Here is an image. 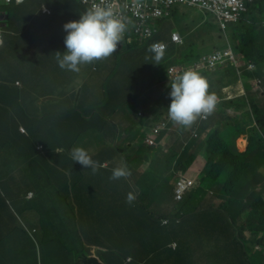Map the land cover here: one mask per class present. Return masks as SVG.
<instances>
[{"label":"trees","instance_id":"obj_1","mask_svg":"<svg viewBox=\"0 0 264 264\" xmlns=\"http://www.w3.org/2000/svg\"><path fill=\"white\" fill-rule=\"evenodd\" d=\"M27 2L31 7L41 9L43 3L55 8L59 2L69 6V4L73 5L75 0H27ZM182 10L183 8L176 6L170 20L163 24L162 32L142 50L133 49L121 55L119 65L117 63L116 66L110 57L97 61L98 68L104 71L95 75L104 84L100 96H103L105 103L101 101L100 107L95 104L98 108L93 105L91 109H86L85 103L81 101L82 91H77L75 104L66 107L60 113L66 116V120L61 123V129L68 135L71 129L74 145L59 144L55 149L49 148L45 143L47 142V122L52 121L50 118L57 116L58 113L52 110L39 111L38 97L31 98L35 103L33 107L25 101L26 91H36L35 88L27 85L28 77H45L46 80L55 78L53 72L57 73L55 69L60 68L55 53H63L67 50L64 43L65 36L63 40L59 33L50 36L46 51L33 47L35 39L28 41V47H21V54L25 61L21 66L23 76L19 77L20 65L17 64L13 66L18 69L15 70L14 77L1 80L0 86L16 92L14 82L17 78L21 79L23 83L20 89L23 94L21 107L24 118L28 121L26 127L29 135L19 131V122L12 114L8 116L6 113L0 119V160L2 161L0 203H6L7 200L13 203L31 201L25 199V196L33 190L34 199L37 201L43 197L66 199L67 209L76 213L78 206L86 208L80 199L83 194H88L87 190L95 199L100 196H109L110 201L116 204L117 200L126 198L129 192L138 194L137 191L141 190L143 195L147 194L133 175L131 164L128 165L131 175L127 179L112 181L109 177L113 168L101 167L95 174L93 172L89 174L86 171L89 168L74 162L70 152L73 147H76L77 140L83 141L88 136H95L96 140L101 142L114 139V134L117 135L114 131H118V125L110 116L124 105L135 108L139 105L145 107L152 101L154 68L161 67L165 70L171 64L187 65L201 57L200 54L195 53V44H192L190 40H187L185 45L170 44L159 65L154 64V54L148 51L149 46L155 41L169 42L172 29L186 16ZM249 16L250 23L230 28V43L236 53L242 54V60L258 64L262 68L264 67V0H255ZM47 23H51L48 16L43 27H46ZM180 28L183 29V27ZM204 29L215 30L216 26L207 22ZM143 65L144 69L149 67L152 69V76L133 82V79L140 78L138 70ZM89 66L85 65L91 69ZM94 66L93 62L92 69ZM43 71H47L48 75ZM80 71L86 73L87 70L81 67ZM126 72H129L128 75ZM228 73L233 79L228 78L223 85L237 79L235 70L229 68ZM218 75L216 79L208 77L210 92L212 85L225 81L222 79L221 71ZM255 75L263 78L264 83V74ZM149 80L152 81L150 89L147 87ZM169 85L163 86L165 97H170ZM245 87L247 91L245 95L225 101L233 108L243 110L239 120L233 122L231 118L224 117L220 112L218 115H213L210 122L199 128L202 131V137L200 142H194V150L204 154L208 161L207 177L204 183L188 194L179 204L180 208L174 215L163 217L153 214L151 218H140L142 228L149 232L152 240L157 244V251H160L157 256L153 253L151 256V253H143L139 250V244L147 243L149 238L147 235L142 237L137 228L130 227L127 223L123 226L117 220L122 218H106L110 227L107 230L99 229L101 232L96 233L90 216L84 217L83 228L80 227L72 238L70 231L64 228L66 225L64 210L57 213L56 207L50 206L48 210L55 214L52 219L56 233L67 236L59 237L54 240V243L50 241L43 247L41 253L43 262L45 264H75L80 252L89 251L88 247L92 245L102 246L107 250V264H247L250 257H256L259 264H264V103L259 104L249 92V84ZM42 88L45 90V87ZM170 103L171 99L170 102L165 103L166 110ZM106 111L107 116L104 115ZM21 118L23 120L22 116ZM75 125L78 126L77 131L74 130ZM243 134L248 137V146L245 152L240 153L236 149L235 140ZM205 135H209V138H204ZM105 143L100 151L90 156L102 165L106 162L113 165L114 157L118 154L117 150L111 146L105 147ZM40 145H43V148H40ZM191 145L188 146V150ZM187 157L184 155L179 160L178 169L182 164L181 171H186L193 162L190 157L185 162L184 159ZM168 184L169 180L157 177L152 181V188H160ZM17 189L22 191L19 194L20 199L15 194ZM210 191H215L214 198H218L219 204L213 203L209 197ZM160 192L164 193L163 187L160 188ZM123 206L118 205L120 208ZM164 218L169 219L167 226L162 224ZM0 220L4 221L1 216ZM243 233H247L251 239L246 238ZM256 235H260L257 240L252 237ZM26 236L34 247L29 234L26 233ZM7 241L5 235L0 233V264H37L35 250L24 259H15L18 253L24 255L26 247L24 242L27 239H24L23 243L12 242L9 246H5ZM175 241L179 246L177 251H173L170 247V244ZM76 243L86 244L87 249L78 248ZM256 246L258 249H255ZM110 249H114V252L108 253ZM74 251L78 252L76 258ZM130 255L134 257V261L127 263L126 258Z\"/></svg>","mask_w":264,"mask_h":264},{"label":"clouds","instance_id":"obj_2","mask_svg":"<svg viewBox=\"0 0 264 264\" xmlns=\"http://www.w3.org/2000/svg\"><path fill=\"white\" fill-rule=\"evenodd\" d=\"M0 2L3 4L2 8L0 9L1 50L4 44L3 34L7 29V21L9 19L8 11L5 8L10 5H23L27 2V0H11L10 2H7L6 0H0ZM254 3L255 0H173L172 2L169 0H75L73 5L69 4V7L74 10L76 15L79 17V20L70 21L64 24V30L67 33V35L64 34V43L67 50L63 53L56 52V60L58 66L61 69L64 71H70L71 73H78V78L81 79H84L86 76H88L80 71L81 67L83 70H85L87 68H84L85 65L91 64V66H89L91 69L87 68L86 73H90L92 71L94 78L86 82L83 87L85 85L94 87L102 83L99 79L95 78L97 76L95 75L96 73H104V71L98 68L97 61L110 57L117 66V63L119 65L121 55L131 52L133 49L142 50L143 48L147 47V44L153 41V39L162 32L163 24L170 20L173 10L176 6H180L181 9L183 8L182 11L186 14L182 20L190 17V13L187 10H192V8L196 9L197 11H193L191 14L194 15V12H198V17L196 19H207L205 23L211 22L214 24L216 29L211 30V32L212 34L218 33V36H214V39H218L219 41L224 40V44L226 45L223 48L213 50L212 52L206 54L197 52V44L194 47L195 53L200 54L201 57L190 64H171L168 65L165 70L161 69V67L154 68L153 72L155 82L152 93L157 91L159 95H162L163 92H165L163 86L170 84V97H167L166 101L170 102L171 99L170 106L167 108L168 110H166L164 107L165 104L160 107L155 106L151 109L153 104L152 101L148 103V112L144 114L141 112L142 108L137 107L138 117L141 119H147L143 129V143L146 144L150 149L156 150L157 148L162 147L164 139L167 136L181 131L183 139L178 141V144L181 145V150L174 156L167 155V159H165L166 163L171 161L173 164H175L174 173L171 176V178L174 180L177 178L175 184L170 186V179H164L169 180V184L167 186H161L164 188V193L160 192L161 187L151 188L150 191L155 195L156 198H160L163 197L165 193L170 192L171 189V191H173V199L176 202L175 206H177L178 209L180 208L179 204L188 196V194L192 190L196 189L199 184L200 187L207 177L206 174H203L204 171H198L195 176H193L194 174H192L190 171L192 163L197 161L199 158H202V160L205 158V160H203L204 166L202 170L207 169L208 161L204 154L199 153L198 150H194V142H200L202 137V131H200L199 128L202 125L210 122L212 116L218 115L220 112L223 116L231 118L233 122L239 120V118L242 116L243 110H237L233 108V106L227 104L225 101L245 95L247 92L245 87L246 84H249V92L252 93L255 99L257 93L261 92L264 88L263 78L255 75L258 73L264 74V67L262 66L261 68V66L258 64L242 60V54L239 52L238 54L233 50V46L230 43L231 41L229 37V30L231 27L243 23H250L249 15ZM60 4L61 2L58 3V5ZM214 4H216V9L213 7ZM82 9L85 11L82 12ZM41 12L46 15L51 14L50 9L45 5L41 6ZM209 18H212L213 20H210ZM180 23H177L175 28L172 29L169 42L155 41L149 46L148 51L154 54V64L159 65V62L163 58L164 53L167 52L170 44L174 43L177 45H185L187 40H190L186 38L187 35L184 26L183 29L180 28L182 27L180 26ZM139 28L150 29L152 35L149 37L143 36L141 32H138ZM176 35H179L180 40H176ZM159 45L165 46V49H162ZM143 53L145 55L147 54L145 52ZM214 55L221 56L222 61L211 66L208 60ZM93 62L95 66L92 69ZM164 64L167 63L164 62ZM140 67L141 68L138 70V73H140V78L133 79V82L152 76V69L150 67L146 68L148 70L151 69L149 77H147V73H145L146 69H144V65ZM229 68L237 72V79L240 78L242 80L244 92L240 95L228 98H226L225 95L218 93L215 94L212 91L210 92V86L208 83V80L210 79L208 77H212V75L216 74L218 75L220 71L224 73L225 71H228ZM128 73L129 72H126V75H128ZM157 75L161 77L159 80L156 77ZM237 79H235V81ZM227 80L225 79V82ZM252 80H254V83H252ZM225 82H222V84L221 82H217L216 84H221L224 87L231 83L230 82L223 85ZM20 83V81L16 80L14 85L16 84L19 86ZM103 85L104 84L102 83L99 92L102 91ZM215 85H212L211 88ZM147 87L148 89L152 87V81L149 80ZM87 89L88 88H84L82 92L87 93ZM138 90H140V88H138ZM100 95L101 93H99V101L97 103L98 107H100L101 101L104 102L103 96ZM152 99L153 97L151 95V100ZM158 101L160 100L158 99L155 102ZM94 107L98 108L95 105ZM129 108H131V106L125 107L124 105L123 108H120L117 112L128 110ZM249 109L250 106L248 110ZM117 112L113 113L112 115L116 114ZM234 112L239 113V115L235 117V114L234 117H231L234 115ZM104 115L107 116V111L104 112ZM18 129L25 135H29L27 127L20 125ZM204 138L202 139L203 141ZM241 139H245L247 141L245 148H242L239 145L241 143ZM190 145L191 148L188 150V146ZM235 146L238 152H245L248 146V137L244 134L240 135L235 140ZM39 147L43 148V145H40ZM111 147L114 148L113 145H111ZM70 155L74 162H78L85 168H89L88 170L93 172V174L98 172L99 169L104 167L105 164L104 163L102 165L100 162L93 160L89 153L82 147H73L71 149ZM184 155L188 156L186 159H184L185 162L189 160V157L193 159V162L189 165L186 171H181L182 164L180 165V169H178V164L180 158ZM117 156H119V153ZM170 158H172V160ZM125 162L127 165L123 161L116 165V162L114 161L113 165L108 163L107 166L104 167L106 169L113 168L111 176L109 177L110 180L117 181L120 179H127L131 175L130 170L128 169V165H130L131 162L128 157H125ZM133 175L136 178L134 173ZM160 179L163 180V178ZM198 180H200L199 184ZM182 185L185 186V189L181 191ZM142 188L146 190V195H143L141 190L137 191L138 194H136V192L135 194L133 192H129L126 197V202L121 208L118 207V205H120L118 202L117 205L114 201L105 199V196H100L101 198L99 197L98 199H95L91 196V194L90 200L86 201L85 203L83 200L86 198L83 194L80 201L86 205V209L90 215L85 214V208L82 206H78L76 208V213L71 212L70 209H66L64 210L66 216V225L64 228L69 230L70 236L74 238L77 230H80V227L83 228L84 217L87 218V216H90L95 226L94 230L96 233L101 232L99 229L107 230L110 227L106 218H122V220H117L120 221L123 226L124 223H127L130 227L137 228L142 237L147 235V238H149L147 243L139 244V250L143 253L149 252L151 253V256L152 253L157 256L158 252H160L157 251V244L154 243L151 236L149 235V232L147 233V231L144 230L141 225L140 218H151V216L153 217L154 214L153 211L152 213L149 211V208L146 205L149 190L147 187L142 186ZM210 193L213 195L212 196L209 194V197L212 199L213 203L215 205L219 204L218 198H214L215 191H210ZM34 198L35 193L33 190L29 191L25 196V199L28 200H33ZM68 199L72 198L68 197ZM42 200L50 199L43 197L40 201ZM137 201H139V203H135ZM8 203L6 202V208L9 213V218L13 223L11 228L13 231L12 235L15 234L23 236L25 239H27L25 242L27 247L30 248V250L27 249L25 251L24 255L18 253L15 259H24L30 255V252L34 253L35 250L37 254V264H45L41 255L43 247L38 239V236L35 235V232H45L48 230L56 232L53 219L48 220L49 215L45 212L37 211L34 216L33 213H30V208H27V206L23 209V202L17 203L21 211L18 210L17 206L14 205L11 200H9ZM28 203H30V201H28ZM177 211L168 214L169 216L164 217H170L177 213ZM34 218L40 226L46 224L54 227L51 229H46L38 226L33 230H27L25 225L28 223V221L33 220ZM7 223L8 221H5V224ZM162 224L167 226L169 224V219L164 218L162 220ZM26 233L29 234L35 248L29 241ZM243 235L246 238L251 239L247 233H243ZM252 237L257 240L260 235ZM51 242L54 243V240ZM170 247L173 249V251H177L179 247L178 242H173L170 244ZM88 249L89 251L86 250L84 252H80L79 258L75 264L85 257L97 256V250H100L101 252V256L99 258L101 263L107 264L106 249H104L102 246L92 245H90ZM255 249H258V247L256 246ZM111 252H114V249H110L108 253ZM133 261L134 257L131 255L126 258L127 263H132ZM247 264L259 263L257 262L256 257H250L247 260Z\"/></svg>","mask_w":264,"mask_h":264},{"label":"crops","instance_id":"obj_3","mask_svg":"<svg viewBox=\"0 0 264 264\" xmlns=\"http://www.w3.org/2000/svg\"><path fill=\"white\" fill-rule=\"evenodd\" d=\"M42 5H45L50 9V15L43 14L39 8L35 9L31 7L29 2H26L20 6L10 5L5 8L8 11L9 19L7 21V29L3 34L4 44L0 50V81L6 80V78H13V75H15V70L17 69L13 66H17V64L20 65L18 75L19 77L23 76V68L21 66L23 63H25V61L24 56L21 54V47H28V41H31L30 39H35V44L33 46L34 48L46 51L45 48L47 47V42L50 36H54L55 33H59L60 38L63 40L64 34L67 35L64 30V24L70 21L79 20V17L76 15L74 10H72L69 6L60 4L54 8L47 5V3H43ZM83 11L85 10L82 9V12ZM47 16L50 17L51 23H47V26L43 27ZM86 66L88 67L89 65L87 64ZM86 70L87 68L85 71ZM55 71H57V73L53 72V77L56 79L50 78L46 80L45 77H28L26 80L27 85L35 88L36 91H26L25 96V101L30 107L35 105L31 98L38 97L39 99L37 100V103L39 105V111L52 110L53 112L58 113L57 116L50 118L52 121L47 122V142L45 143L51 149L57 148L59 144L70 143V145H74L73 133L71 129L69 135L63 132L61 129V123L66 120V116L61 115L60 113L63 112L66 107L75 104L76 92L82 91L84 88H88L87 93L81 92V101L85 103L84 107L86 109H91V107L97 104L99 101V89L102 86L101 83L100 85L94 87L87 85L83 87L86 82L94 78L92 71L90 73H85L88 76H86L84 79L78 78V74L76 73L64 71L61 68H59V70L55 69ZM43 73L48 75L47 71H43ZM145 73H147V77H149L151 69H146ZM156 77L158 80L161 78L159 75ZM95 78L99 79L98 76ZM16 80L21 82L19 86L16 84L14 85L16 92L6 90L0 86V119L6 113L8 116L12 114L19 122V126L22 125L26 127L28 121L24 118V112L21 107V99L23 94L21 93L20 89L23 87V83L19 78ZM42 87H45V90ZM152 97L153 104L151 109L155 106L160 107L167 101L165 93L163 95H159L157 91H154L152 93ZM158 99H160V101L155 102ZM138 107L143 108L141 105ZM21 116L23 117L24 121L22 120ZM111 118L118 125V131L113 130L115 133H117V135L114 134V139H106L104 142H106L105 147H110L113 145V147L119 153V156L114 157L116 165L121 161L127 165L125 162V157L129 158L132 164L131 170L136 175L138 182L143 187H147L149 190L146 205L150 209L151 213L153 211L154 215L164 217L169 216L168 214L176 212L178 207L175 206L176 202L173 199V191H171V189L170 192L165 193L164 196L160 198H156L155 195L150 191L154 177L170 179V186L175 184L177 178H175V180L171 178L174 173L175 164H173L171 161L166 163L165 159H167V155L174 156L181 150V145L178 144V141L183 139L181 131L167 136L164 139L162 147L153 150L143 143V129L147 119H141L138 117L137 107H131L128 110L119 111L112 115ZM70 122L72 124V117L70 118ZM77 129L78 126L75 125L74 130L77 131ZM240 141L241 143L239 145L242 148H245L247 141L245 139H241ZM104 142L96 140L95 136H88L83 141H81V139L77 140L76 147H82L89 153V155H93L104 147ZM198 161L203 168L204 162L202 158H199ZM107 164L108 163H105L104 167H106ZM86 171L89 174L92 173L89 170ZM20 193H22L21 189H17L15 191L17 197H19ZM87 193L88 194H85L86 199L83 200L85 203L86 201L90 200L89 190H87ZM20 198L21 197H19V199ZM45 198L50 199L48 197ZM105 199L110 200L111 198L106 196ZM117 202L120 205H124L126 198L117 200ZM84 211L85 214L90 215L86 208ZM0 216L4 219V221H8V223L0 229V233L4 234L5 238L8 239L5 246H9L12 242L23 243V240L25 239L23 236L15 234L12 235L13 231L11 228L13 223L9 218L6 203H0ZM24 249L25 251L27 249L30 250L27 245Z\"/></svg>","mask_w":264,"mask_h":264},{"label":"rangeland","instance_id":"obj_4","mask_svg":"<svg viewBox=\"0 0 264 264\" xmlns=\"http://www.w3.org/2000/svg\"><path fill=\"white\" fill-rule=\"evenodd\" d=\"M2 3L0 2V9L2 8ZM190 13V17L187 19H184L181 21L180 26H184V28L186 29V35H187V39H190V42L192 44H195V46L197 45V52H201L203 54L212 52L213 50L216 49H221L223 48L226 44H224V40H218V39H214V36H218V33H214L212 34L211 30H205L204 26L206 25V21L205 20H200V18L196 19L198 17V12H194V15H192L191 13L193 11H197L196 9L192 10H187ZM192 17V18H191ZM210 20H213L212 18H209ZM133 34V33H132ZM226 70V69H224ZM219 75H212L213 79L218 78ZM221 77V76H220ZM227 77V78H225ZM228 78L233 79V77H229V73L228 71H225L223 73V80H227ZM234 82H231L230 84L226 85V86H222L221 84H216L214 87H212V92L215 94H221V95H225L226 98L228 97H234L237 95H240L244 92V87H243V83L242 80L239 78L235 81V79L233 80ZM225 82V81H223ZM252 83H254V80H252ZM256 95V94H255ZM256 99L257 101L262 104L264 102V88L262 89L261 92L257 93L256 95ZM147 107H149V105H146L144 108L141 109V112L144 114L146 112H148ZM233 109V108H231ZM234 111V110H233ZM236 114V116H235ZM239 115V113H235L234 115H232L231 117H237ZM227 117V116H224ZM206 138H209V135L206 136ZM203 160H205V158H203ZM2 164V161L0 160V165ZM1 167V166H0ZM191 173L194 174L193 176H195V174L198 171H204L203 174H206V170H202V166L200 165V162L197 160L194 163H192V167H191ZM200 180H198V184H199ZM200 185V184H199ZM198 185V187H199ZM196 187V188H198ZM212 195V193H210ZM213 196V195H212ZM16 201V200H15ZM218 201V200H216ZM60 203H62L60 205ZM14 205L17 206L18 210L21 211L18 206V204L15 202ZM22 207L24 209V207L27 206V208H30V213H33L34 216L36 214V212H45L49 214V218L48 220L52 219V216L54 215L53 212L48 210V207L50 206H55L56 207V212H61L63 210L67 209V204L65 200H61L59 198H55V199H50V200H42V201H37L36 199H33L30 201V203L23 201L22 203ZM29 205H34V207H30ZM47 220V218H46ZM5 225V222L3 220H0V229ZM27 230H33L36 227H41V228H46V229H51L54 226H49L46 224H43L42 226L39 225L38 222H36L35 218L33 220L28 221V223L25 225ZM35 235L38 236V239L42 245V247L47 246L48 242L59 239V237L62 236H67V235H60L59 233H56L55 231H39V232H35ZM76 246L80 249H87L86 248V244L82 245L81 243H76ZM78 256V252L74 251V257L76 258Z\"/></svg>","mask_w":264,"mask_h":264},{"label":"built area","instance_id":"obj_5","mask_svg":"<svg viewBox=\"0 0 264 264\" xmlns=\"http://www.w3.org/2000/svg\"><path fill=\"white\" fill-rule=\"evenodd\" d=\"M6 1H7V2H10L11 0H6ZM17 1H22V0H17ZM169 1L172 2L173 0H169ZM184 1H188V0H184ZM198 1H200V0H198ZM213 7L216 9V4H214ZM138 32H141L142 35H143V36H146V37H149V36L152 35L150 29L139 28V29H138ZM175 38H176V40H180L179 35H176ZM159 46H160L162 49H165V46H163V45H159ZM221 61H222V57H221V56H218V55H214V56H212V57L208 60V62L210 63L211 66L216 65L217 63H220ZM183 189H185V186H184V185H182V189H181V191H182Z\"/></svg>","mask_w":264,"mask_h":264},{"label":"water","instance_id":"obj_6","mask_svg":"<svg viewBox=\"0 0 264 264\" xmlns=\"http://www.w3.org/2000/svg\"><path fill=\"white\" fill-rule=\"evenodd\" d=\"M100 256H101V252H100V250H97V256L85 257V258L81 259L77 264H103L99 260Z\"/></svg>","mask_w":264,"mask_h":264}]
</instances>
